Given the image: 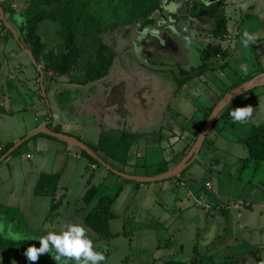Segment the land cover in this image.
Here are the masks:
<instances>
[{
  "label": "crops",
  "instance_id": "crops-1",
  "mask_svg": "<svg viewBox=\"0 0 264 264\" xmlns=\"http://www.w3.org/2000/svg\"><path fill=\"white\" fill-rule=\"evenodd\" d=\"M223 1L228 17L229 38L219 41L222 52L218 54L221 58L216 55V58L205 59L198 40L190 39L184 32L179 38L172 37L169 33L172 39L168 38L164 45L156 40L144 45L142 55L147 63L174 65L179 68L181 77L172 71H163L144 64L138 56L139 48L124 43L117 50L113 64L103 78L87 84L50 80L43 78L40 68L36 66L34 76L38 88L33 91L30 79L24 76L26 62L21 47L14 38H7L6 30L2 29L0 146L5 149L10 143L17 144L28 137L32 138L21 145H26L22 153L11 158L16 149L0 159V168L5 163L10 164V178L18 174L24 183V186L21 183H8L2 179V173L0 174V191L4 189L9 193L17 192L22 195L12 205L7 204L0 196V219L4 220V227L0 225V235L5 240L26 242L31 246L28 238L13 240L11 235L32 236L34 242L40 244L38 239L50 231L61 232L70 224H86L85 217L90 210L83 200L86 191L92 185L103 187V184L110 182L114 189L110 195H114L119 186L123 187L111 208L116 215L110 220V230L116 235L114 239H127V236L135 238L139 233L145 235L147 229L153 225L165 232L149 248L146 247L147 241L145 245L135 248L132 239L130 240L132 252L145 255L142 264H204L205 259L213 260L214 254L207 256L210 253L223 252L228 245L239 246L240 225L245 236L242 237L241 246L246 248V256L234 258L228 255L227 259L232 257L235 264H264V210L252 211L253 207L264 209V199L259 200L254 196L264 182L254 183V190L250 192L251 200L246 204L251 211L234 215V203H226L220 191L222 182L230 186L231 180L222 171H219L216 181L212 175L214 166L219 163L217 153L220 140L224 139L230 151L241 143L246 148L244 140L249 136L253 125L264 122V103H251L260 102L264 98V89L245 98L248 102L242 107H252L251 117L244 122L234 121L235 128L230 124L233 121L230 113L227 118L229 124L224 120L217 121L227 105L215 119L194 161L179 176L161 178L173 172L188 155L190 151H186L194 143L196 132L205 120V111L215 108L222 93L243 77L264 75V0ZM4 12L6 16L7 8H4ZM204 17L206 16H203L202 21L214 20ZM245 31L256 36V42L249 48L242 44ZM19 40L22 38L19 37ZM201 65H204V72L199 70L185 81L187 76H182L180 69L189 71ZM32 92L34 96L39 94L40 98H32ZM46 128L52 132L59 129L60 132L56 133L76 136L95 147L99 145L102 135L119 140L123 134H127L131 148L125 163L102 151L99 156L115 170L156 180L141 182L127 179L128 182H124L125 178L115 173L109 174L110 170L102 165L98 167L91 164L80 150L74 149L73 144L41 132ZM205 146L210 154L204 152ZM28 155L31 157L28 158ZM203 156L207 159L205 162L200 160ZM247 158L248 151L246 157L237 162L242 161L244 167L252 164L255 170L264 164L263 162L256 167L252 160L245 162ZM15 159L21 162L20 169L13 164ZM199 160L203 166L205 164L201 175L190 173L191 165ZM23 162L27 163L26 166ZM96 172H101L99 184H94ZM42 174L60 177L58 196L62 205L53 215L50 214L51 197L35 193ZM87 174L90 177L86 179ZM65 178L66 184L62 183ZM76 180L82 187V206L68 214L65 222L62 209L70 204L66 196ZM158 182L164 184L160 192L142 193L149 190L145 189L147 183ZM208 182L211 183V190L206 187ZM228 188L231 191V187ZM210 193L215 195V202L210 200ZM100 195L104 196L102 188ZM43 198L50 199V210L42 217V223L34 226L33 222L37 218L34 211L38 205H49ZM200 199L205 206L198 204ZM149 219L153 225L148 222ZM181 221L186 224H181ZM189 230L187 242L181 243L179 236ZM86 233L93 241L102 244L101 249L109 248L104 246L96 232L93 236L86 229ZM185 252H188L187 258H184ZM9 255L11 254H0V264H15L14 261L5 262ZM62 262L67 263L64 258L60 263ZM50 263L56 262L51 258Z\"/></svg>",
  "mask_w": 264,
  "mask_h": 264
},
{
  "label": "rangeland",
  "instance_id": "rangeland-1",
  "mask_svg": "<svg viewBox=\"0 0 264 264\" xmlns=\"http://www.w3.org/2000/svg\"><path fill=\"white\" fill-rule=\"evenodd\" d=\"M211 1L212 0H0V10L1 8L3 10L7 8L8 12L6 13V19L22 40H17L14 36V32L5 25L6 21L2 17H0V24L5 25L7 28L5 33L9 31V34L11 33L13 38L18 42L19 47H21V52L26 62L24 68L26 73L24 76L30 79V86H32L33 91H36L38 84L34 74H36L37 67L40 68V74L43 78L45 77L50 80H67L70 82L79 81L85 78L87 72H100L109 58L110 53L113 51L116 56L117 50L123 46L124 43L130 44V46L140 47V49H142L141 51H143L144 45L152 40L159 41L164 45L165 42L167 43L168 38L172 39L174 36L176 38L181 37L182 32L185 33V36L188 35L190 39L194 38L198 40V43L201 44L202 56H206L205 59H207V57L216 58V55L218 56L222 48L220 47V40L213 36V29L215 26L214 20H208L204 17L205 20L202 21L201 19H203V16L200 17L197 15V9L210 6L213 4ZM161 32L162 34L160 35ZM169 33L172 34V37L169 36ZM2 36L3 32L0 26V40ZM20 59L22 60V58ZM148 64L160 65L151 62ZM47 85L46 83V86ZM262 89L264 88L253 90L247 97L259 93ZM31 95L32 98H40L39 94L34 96V92H32ZM251 103H264V98L260 102ZM223 142L224 139H221L218 144L220 147L217 153L219 163L214 166L212 170L213 180L216 181V179H218L220 174L219 171H222L223 175L228 176L231 180L230 186L225 185L223 181L220 188L222 199L226 203H234L232 206V213L234 215H238L239 212H250L251 210H249L246 204L251 200L249 199L251 195L250 192L254 190V183L257 181L264 182V164L257 170H255L252 164L244 167L242 161L237 162L246 157L247 151L244 145L242 143L239 146L235 145L234 149L230 151L229 145ZM73 146L77 151L80 150L76 145ZM207 146H205L204 152L210 154V152L206 150ZM25 149L26 145L21 146L11 158L22 153ZM103 157L106 158L104 155ZM106 159L111 161L109 158ZM200 160L205 162L207 159L203 156ZM200 160L194 165L192 164L193 167L191 165L189 168L190 173L201 175L205 168V164L203 166ZM23 163L24 166H26L27 163ZM13 164L17 169H20L22 165L17 159L13 161ZM9 165L10 164L5 163L0 168L2 179L6 180L8 183H21L24 186L23 179L18 176V174L10 178L11 173L9 169L11 168ZM100 175L101 172L95 173L93 179L94 184L100 183ZM89 177L87 174L86 179ZM66 182L67 178H65L62 183L66 184ZM64 184H62V186ZM72 185L73 187H71L66 196L70 204L62 209V213L65 214L63 220L68 214L82 206L81 184L76 180L73 181ZM163 185L162 182L147 183L145 189L149 190H144L142 193L153 191L160 192ZM228 187H231V191ZM261 189H264V184L262 188L260 187L256 192V195H254L256 199H264V190ZM62 190H65V188H62ZM113 191L114 189L110 182L103 184V195H110ZM0 196L6 200L7 204L12 205L16 203V200L20 199L22 195H19L17 192L9 193L7 190L1 189ZM208 196L212 202H215V195L210 193ZM43 199L44 202L47 201L49 205L48 207L38 205L37 209L34 211L37 216L33 222L34 226L41 224L43 221L42 217L45 216L46 213H49L50 199ZM263 210L264 209H258L257 207H253L252 209V211ZM202 211L204 210L202 209ZM206 218L208 217L206 216ZM2 221L4 220L0 219V225L4 227V222ZM64 221L66 222V220ZM148 222L153 225L150 219ZM181 224L186 223L181 221ZM81 225H83L89 233H92L93 236L96 235L86 224ZM17 231L20 232L19 230ZM238 231L239 246L234 247L228 245L229 247H226V250L223 252L219 251L218 254L210 253L207 256L211 257L214 254L213 260L205 259L204 264H235V259L232 257H245L247 251L246 248L241 246L242 237H245L242 232L243 230H241V225ZM189 232L190 230L186 233L184 232L185 234L179 236L178 240L185 244L189 238V234H187ZM145 233V235L144 233H139L135 238L133 236H127V239H101L100 241L104 243V246H109V248L102 247V249L100 248L102 244L92 240L94 248L99 252H103L105 255V260L101 262V264H142L145 255L137 251L132 252V247L129 245L130 240L132 239L135 248L145 245L144 243L147 241L146 247L149 248L151 244H154L155 240L165 234V232H161V230L154 227V225L152 228H148ZM15 237H20L21 240L28 238L31 245L40 247V244L34 242V237L32 236L11 235L13 240H20L15 239ZM238 247L239 250H237ZM188 252L184 253V258H187ZM55 254V252H52V254H42L39 260L50 263L51 258L53 259L52 256ZM228 255L232 256L231 259H227ZM64 259L67 262L65 264H76L74 258L65 257ZM10 261H14L15 264L25 263L22 254H11L7 256L5 262L9 263ZM55 264H57V262ZM60 264H63V262Z\"/></svg>",
  "mask_w": 264,
  "mask_h": 264
},
{
  "label": "trees",
  "instance_id": "trees-1",
  "mask_svg": "<svg viewBox=\"0 0 264 264\" xmlns=\"http://www.w3.org/2000/svg\"><path fill=\"white\" fill-rule=\"evenodd\" d=\"M197 15L198 16H206L209 18L214 19V29H213V36L221 41H224L229 38V29H228V17L225 13V4L224 1H218L214 2L208 7H200L197 9ZM2 29L6 30L7 28L2 24ZM7 38H13L11 33L9 34V31H7L6 34ZM222 52V50L220 51ZM226 54V52L224 53ZM115 58V53L112 51L110 53L109 58L107 59L104 67L102 70L98 73H91L87 72L84 79L79 81H73L77 82L79 84H87L89 82H93L96 80H99L106 76L113 64ZM204 65H201L199 67H195L189 71H185L183 69H180L182 76H187L185 81H188L190 76H192L193 73L201 70L200 72H204L203 69ZM264 72V71H263ZM200 73V74H201ZM256 75H250L246 76L240 79L239 82L233 84L228 90L224 91L219 99V101L231 90L241 86L243 83L248 82L252 79H254ZM181 83L182 81L179 80ZM264 88V86H263ZM257 89V88H256ZM255 89V90H256ZM248 91L243 93L241 96L234 99L228 107L218 116L217 121L224 120L226 124H229L230 122L227 120L229 113L237 107H242L248 100H245L247 95L252 92ZM214 107L210 108L209 110L205 111V120L203 124L199 127V129L196 132L195 140L192 145L187 149L186 153L189 152L192 147L194 146L196 140L198 139L205 123L207 122L208 118L210 117ZM231 126L234 128L236 127V123L232 121L230 123ZM56 132H60L59 129H55ZM68 136L74 137L78 139L79 141L87 144L82 139L67 134ZM33 137V136H32ZM34 138V137H33ZM31 137H28L25 139L24 142H28L31 140ZM244 144L248 151V158L245 159V162L248 160H252L255 162L256 167H259L264 162V122L259 124H254L252 127V130L249 134V136L244 140ZM16 144L10 143L5 146L4 152L0 155L3 157L5 154L9 152L11 148H13ZM96 154L99 155V152H105L108 156H110L113 159L119 160L123 163H125L127 160V156L130 152L131 148V142L128 140V135L123 134V136L119 140H114L113 138L102 135L99 145L97 147L92 146L90 144H87ZM20 147L17 149L19 150ZM16 150V151H17ZM81 154L87 158L91 164H96L98 167H101V164L93 157H91L86 151L80 149ZM109 174H113L111 171H109ZM114 175V174H113ZM59 175H50V174H42L39 182L37 184L35 193L37 195L41 196H48L51 197V215H53L56 211H58L62 205L61 199H59L58 196V190H59ZM124 182H128L127 179H123ZM138 185L140 183H137ZM101 185L96 186L92 185L85 193L83 200L87 204V206L90 207V210L88 211L86 217H85V223L92 228L101 239H111L115 237L111 230H110V220L114 219L116 215L112 212V205L116 201V199L119 197L122 185L118 187L117 191L114 195H100ZM30 245L26 242H20V241H12V240H5L0 235V254L1 255H7L12 253L22 254L25 259L24 264H33V262H30L27 257L25 256V252L27 248ZM34 264H51L45 261H36ZM198 264V263H197Z\"/></svg>",
  "mask_w": 264,
  "mask_h": 264
},
{
  "label": "clouds",
  "instance_id": "clouds-1",
  "mask_svg": "<svg viewBox=\"0 0 264 264\" xmlns=\"http://www.w3.org/2000/svg\"><path fill=\"white\" fill-rule=\"evenodd\" d=\"M256 42L253 33L245 31L243 33V47L249 48ZM252 107H237L230 113L233 121L244 122L252 115ZM20 239V237H15ZM40 247L31 245L24 253L30 262H36L40 256L54 251L56 254L53 259L60 264L62 258H74L76 264H101L105 260L103 252L94 248L91 238L86 233V228L80 224H70L61 232H48L45 236L38 239Z\"/></svg>",
  "mask_w": 264,
  "mask_h": 264
},
{
  "label": "water",
  "instance_id": "water-1",
  "mask_svg": "<svg viewBox=\"0 0 264 264\" xmlns=\"http://www.w3.org/2000/svg\"><path fill=\"white\" fill-rule=\"evenodd\" d=\"M220 0H212L211 3L214 2H218ZM1 13V17L6 21L5 25L14 32V36L17 38V40H19V36L17 35V33L15 32V30L13 29L12 25L9 23V21H7L6 16H5V12L4 10L1 8L0 10ZM162 34V32L160 33V35ZM137 47V46H134ZM138 56L139 58L144 62V64L159 69V70H163V71H172L174 72L178 77L179 76V68L172 66V65H150L147 63V60L143 57L142 55V49H140V47H138ZM33 59V58H32ZM264 75L255 77L254 79L245 82L243 85L237 87L236 89L230 91L229 93H227L219 102L218 104L215 106V108L213 109L210 117L208 118L207 122L205 123L197 141L195 142L194 146L192 147V149L190 150V152L188 153V155L183 159V161L180 163V165L171 173L161 177V178H170V177H174V176H179L180 173L190 164L194 161V159L198 156L204 141L206 140L210 130L212 129L213 123L215 121V119L217 118V116L220 114V112L227 106L229 105L234 99H236L237 97L241 96L243 93L251 91L253 89H256L260 86H264ZM41 132L44 133H48L50 135H53L57 138H60L62 140H65L73 145H76L77 147H79L80 149L86 151L91 157L95 158L103 167H105L106 169L112 171L113 173H115L116 175H119L125 179H129V180H135V181H141V182H149V181H155V178H140L137 176H133V175H129L123 172H120L118 170H115L114 168H112L106 161H104L98 154H96L87 144L79 141L78 139L62 134V133H56V132H52L49 129H43L41 130ZM25 139L18 142L8 153L11 154L13 153L16 149H18L23 143H24ZM1 163V161H0ZM160 178V179H161Z\"/></svg>",
  "mask_w": 264,
  "mask_h": 264
},
{
  "label": "built area",
  "instance_id": "built-area-1",
  "mask_svg": "<svg viewBox=\"0 0 264 264\" xmlns=\"http://www.w3.org/2000/svg\"><path fill=\"white\" fill-rule=\"evenodd\" d=\"M218 58H221V55H220V54H218ZM4 150H5L4 147H3V146H0V154L3 153ZM27 157L30 158L31 155H28ZM206 187H207L209 190H211V189H212L211 183H210V182L206 183ZM197 202H198V204H201V205H204V206H205L204 202H203L201 199L198 200ZM206 207L208 208L209 205H208V206L206 205Z\"/></svg>",
  "mask_w": 264,
  "mask_h": 264
},
{
  "label": "bare ground",
  "instance_id": "bare-ground-1",
  "mask_svg": "<svg viewBox=\"0 0 264 264\" xmlns=\"http://www.w3.org/2000/svg\"><path fill=\"white\" fill-rule=\"evenodd\" d=\"M262 78H264V77H262Z\"/></svg>",
  "mask_w": 264,
  "mask_h": 264
}]
</instances>
